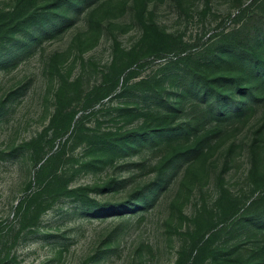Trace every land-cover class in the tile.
I'll list each match as a JSON object with an SVG mask.
<instances>
[{
	"label": "rangeland",
	"instance_id": "374dc122",
	"mask_svg": "<svg viewBox=\"0 0 264 264\" xmlns=\"http://www.w3.org/2000/svg\"><path fill=\"white\" fill-rule=\"evenodd\" d=\"M259 29L264 0H0V264H264Z\"/></svg>",
	"mask_w": 264,
	"mask_h": 264
},
{
	"label": "trees",
	"instance_id": "16d2710c",
	"mask_svg": "<svg viewBox=\"0 0 264 264\" xmlns=\"http://www.w3.org/2000/svg\"><path fill=\"white\" fill-rule=\"evenodd\" d=\"M72 7H75V5L69 6V8H72ZM32 17H35V16H32ZM50 22L51 23L49 26L44 25L43 23L38 22L37 20H35V22L32 21V22L27 23V25L24 27V33H23L24 41H26L28 39V41L30 43L35 42V40H36V38L40 32L41 33L44 32V34L50 32L51 30H53L54 28L59 26L62 23V20L60 18L59 19H51ZM259 24H260V21H259ZM263 37H264V30L259 29V32H257V34H255L253 36V39H254V41H256L258 38L263 39ZM14 41H16V38H13V39L10 38L9 39V43L13 42L12 45H16V42H14ZM236 48L240 49L239 51H241V52L239 53V55L242 57L243 60H245L246 64L252 65L253 66L252 68L254 70H256L257 72H259V73H257V75H261V73L264 71V65H261L260 63H264V62L259 60V58L255 54L253 49L247 50V49L240 48L237 45L235 46V50H238ZM2 63H4V61L0 60V64H2ZM219 80H222V79H219ZM226 80L227 79H223L222 84L226 83ZM233 82L235 85L237 83H239L238 79H233ZM190 83H191V86L194 87V89L196 90L197 96L202 97L206 101H208V99L211 98L212 101H211L210 108H212L213 110H215L217 112H219V111L221 112V110H222L221 107L225 106V104L223 103L222 98H220V92L219 91H217L216 89L213 90L212 86H210L208 82H206V81L203 82L202 80L196 79L194 77L190 78ZM252 89H253V86L251 84H249L248 86H245V88L243 89L242 92L239 91V93L240 94L253 95ZM197 91H198V93H197ZM229 92H230V93H228V96L230 98L229 101L230 100L231 101H230V103H227V107H230V105H231V107H234V106L237 107L238 106L237 108H240L241 103L231 99L233 96L232 92L235 93L234 89H230ZM173 100H174V98L172 99V102H173ZM209 113H211V111L210 112H203L200 114V117H203L205 115H209ZM178 128H179V126L178 127H170L169 129H167V131H169L170 134H173L175 131H177ZM170 134H166L165 136L167 138H169ZM257 203H258V198H254L243 209V215L249 216L248 219L250 221L263 220L264 219V210L259 211V212L255 211V207L257 206ZM237 210L238 209H236V211ZM244 264H255V262H250V263L248 262V263H244Z\"/></svg>",
	"mask_w": 264,
	"mask_h": 264
}]
</instances>
